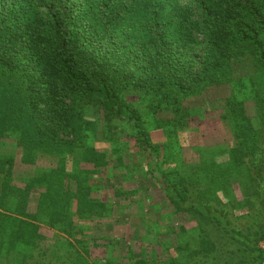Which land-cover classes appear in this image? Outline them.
Returning a JSON list of instances; mask_svg holds the SVG:
<instances>
[{
  "label": "trees",
  "instance_id": "16d2710c",
  "mask_svg": "<svg viewBox=\"0 0 264 264\" xmlns=\"http://www.w3.org/2000/svg\"><path fill=\"white\" fill-rule=\"evenodd\" d=\"M261 78L264 0H0V264H264Z\"/></svg>",
  "mask_w": 264,
  "mask_h": 264
},
{
  "label": "rangeland",
  "instance_id": "374dc122",
  "mask_svg": "<svg viewBox=\"0 0 264 264\" xmlns=\"http://www.w3.org/2000/svg\"><path fill=\"white\" fill-rule=\"evenodd\" d=\"M257 84H258L257 86L260 89V91H264V79L263 78L259 79L257 81ZM147 212H148V209L146 208V206L143 207L141 205H138L137 208L135 209V211L129 210V213H130V215L132 214L131 216L133 217V219L134 218H141L144 216L146 217V214H148ZM106 232L110 233L111 230H106Z\"/></svg>",
  "mask_w": 264,
  "mask_h": 264
}]
</instances>
